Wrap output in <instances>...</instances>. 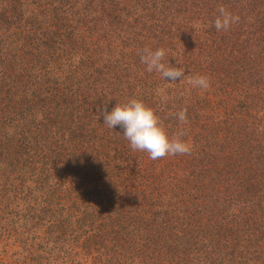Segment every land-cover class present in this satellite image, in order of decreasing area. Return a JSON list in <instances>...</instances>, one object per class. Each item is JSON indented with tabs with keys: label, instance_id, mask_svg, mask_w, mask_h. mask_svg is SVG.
<instances>
[{
	"label": "trees",
	"instance_id": "trees-1",
	"mask_svg": "<svg viewBox=\"0 0 264 264\" xmlns=\"http://www.w3.org/2000/svg\"><path fill=\"white\" fill-rule=\"evenodd\" d=\"M130 99L191 151L134 150ZM0 264H264V0H0Z\"/></svg>",
	"mask_w": 264,
	"mask_h": 264
},
{
	"label": "clouds",
	"instance_id": "clouds-1",
	"mask_svg": "<svg viewBox=\"0 0 264 264\" xmlns=\"http://www.w3.org/2000/svg\"><path fill=\"white\" fill-rule=\"evenodd\" d=\"M238 19V16H234L221 7L214 26L217 31H226ZM165 55L166 51L163 48L154 51L145 49L141 59L149 72H159L163 77L173 80L183 78L182 69L166 65ZM191 82L194 86L202 89H207L210 86L209 78L203 75L194 77ZM100 111L103 115V122L109 128L116 129L119 125L131 147L134 150L146 151L153 160L178 153L186 154L191 151L192 146L179 138L183 133H179L177 138L171 137L156 111L142 100L130 99L123 104L118 102L110 111L106 106ZM186 118L185 111L182 110L178 113V119L181 122H184Z\"/></svg>",
	"mask_w": 264,
	"mask_h": 264
}]
</instances>
